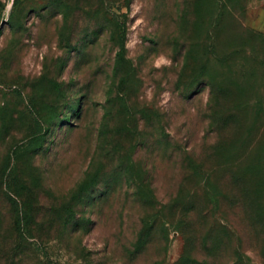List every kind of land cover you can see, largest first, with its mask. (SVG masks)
Here are the masks:
<instances>
[{"label": "rangeland", "instance_id": "rangeland-1", "mask_svg": "<svg viewBox=\"0 0 264 264\" xmlns=\"http://www.w3.org/2000/svg\"><path fill=\"white\" fill-rule=\"evenodd\" d=\"M0 264H264V0H0Z\"/></svg>", "mask_w": 264, "mask_h": 264}]
</instances>
